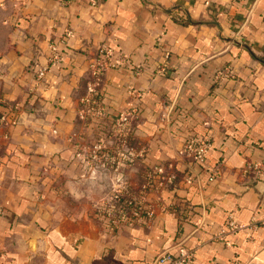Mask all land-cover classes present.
<instances>
[{
	"label": "crops",
	"instance_id": "crops-1",
	"mask_svg": "<svg viewBox=\"0 0 264 264\" xmlns=\"http://www.w3.org/2000/svg\"><path fill=\"white\" fill-rule=\"evenodd\" d=\"M91 1L0 0V264H159L178 245L264 264V182L243 169L264 160V0ZM101 45L123 59L97 84L102 125L137 104L135 160L89 167L102 131L79 99ZM188 136L211 141L204 162ZM119 192L150 214L113 225ZM229 214L254 226L217 238Z\"/></svg>",
	"mask_w": 264,
	"mask_h": 264
},
{
	"label": "built area",
	"instance_id": "built-area-1",
	"mask_svg": "<svg viewBox=\"0 0 264 264\" xmlns=\"http://www.w3.org/2000/svg\"><path fill=\"white\" fill-rule=\"evenodd\" d=\"M95 1L92 0L91 4ZM52 55L49 58L51 63L59 60V55L56 53V48L51 45ZM113 51L107 45H101L98 48L97 55L89 63V71L92 80L88 84V90L80 101V110L78 114L92 122L101 125L102 131L100 137L95 140L91 147L82 155L84 165L94 167L95 163H103L113 165L118 161L131 163L135 160V151L130 142V137L133 133V120L138 114V106L131 101L129 107L124 111L118 113L113 117L109 123H106V118L103 112L100 99L97 97V84L106 70L115 67L123 59H116L113 61ZM45 68L40 67L36 70V79L41 80L45 73ZM133 98L139 97L138 91L131 89L129 91ZM211 146V141L208 137L195 138L188 136L182 146V151L192 157L194 162L202 163L206 159L207 152ZM244 172L252 175L255 179L264 182V160L247 161L243 167ZM214 173V172H213ZM146 182L142 185L143 190H147L148 186L153 183L157 177L156 184L161 186L163 184L164 176L162 175V168L153 167L146 172ZM213 176V175H212ZM210 176V179L213 178ZM119 199H116V206L109 205L105 209V215L110 222L115 225L119 222H125L130 218H138L141 213L150 214V209L144 211L141 200L130 193H120ZM143 205V206H142ZM253 227L254 224H239L231 214L228 215L224 222L223 228L216 235L217 238H223L227 233H236L245 227ZM194 258V250L188 249L183 245H178L176 250L165 249L158 253L155 257L156 263L159 264H190Z\"/></svg>",
	"mask_w": 264,
	"mask_h": 264
}]
</instances>
